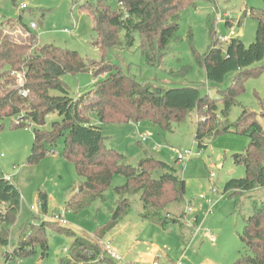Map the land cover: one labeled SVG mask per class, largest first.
<instances>
[{"label": "trees", "instance_id": "trees-1", "mask_svg": "<svg viewBox=\"0 0 264 264\" xmlns=\"http://www.w3.org/2000/svg\"><path fill=\"white\" fill-rule=\"evenodd\" d=\"M196 1L117 0L115 9L105 0H98L94 7L81 5V10L91 18L97 36L94 44L100 51L101 60L96 63L86 62L74 50L38 45L36 35L26 26H23L28 35L25 40L9 34L0 35V120L13 117L12 128L32 129V146L25 163L36 165L46 156L56 154L73 165L76 175L83 181L78 196L66 205L73 212H79L94 198L101 197L115 175L125 177V184L114 189L118 199L115 210L108 222L94 231L96 240L116 226L130 207V196L139 193L144 209L141 218L165 230V226L176 224L178 220L174 216H162V212L172 204L181 203L185 195L184 180L172 166L147 154L132 166L124 155L107 148L102 135L103 124L147 120L171 132V121L179 123L185 114L194 112L197 117L194 141L198 151L226 133L243 136L248 141L242 152L231 155L233 163L244 170V177L227 181L223 194L234 200L235 207L244 193L259 191L264 199V99L257 97L258 113L240 106L236 121L228 120L232 107L240 105L238 98L244 92L245 82L264 75V65H253L264 54V19H259L257 43L252 46L257 56L249 60L240 45L230 42L225 51L217 47V34L210 25L211 44L207 52L203 55L193 53L198 67L204 71L206 82L222 85L233 65L237 69L231 83L219 90L216 97L202 94L193 86L163 88L140 83L135 77L124 74L118 66L107 63V53L118 48L130 50L137 39L141 53L153 65L176 35L178 13ZM261 2L264 5V0ZM86 72L95 79L103 78L95 82L91 91L71 98L62 77ZM12 74L22 77V87L16 84ZM22 90L28 92L26 97L20 95ZM51 91L59 92L60 96H51ZM51 113L57 114L60 120L53 122L46 131L45 118ZM92 117L97 119V124L92 122ZM58 140L63 141V146L56 152ZM38 198L42 211L46 212V193L39 192ZM19 205V191L10 181L0 177V256L4 264H14L35 255L34 246L40 247L42 257L46 256L45 229L51 226L65 231L64 226L58 224L59 227L51 221L32 228L28 235L25 230L30 225H27L17 235V246L3 252L13 239L10 227ZM250 205L252 213L244 220L239 240L251 253L241 254L234 264H264V201L251 200ZM182 217L183 213L177 218L184 223ZM195 220L198 223L197 217ZM73 238L69 251L71 263L101 264L107 261L115 264L109 258H100L95 244L84 238Z\"/></svg>", "mask_w": 264, "mask_h": 264}, {"label": "rangeland", "instance_id": "rangeland-1", "mask_svg": "<svg viewBox=\"0 0 264 264\" xmlns=\"http://www.w3.org/2000/svg\"><path fill=\"white\" fill-rule=\"evenodd\" d=\"M97 1L0 0V35L9 34L25 40L28 35L23 26H26L36 35L40 46L50 44L74 50L88 63L99 62L101 54L94 44L97 36L91 18L80 8L84 4L94 7ZM105 1L112 9L117 7V0ZM260 18L264 19L261 0H197L178 13L175 20L178 25L176 35L153 65L141 53L137 39L130 50L118 48L107 53V63L118 66L124 74L135 77L140 83L163 88L193 86L202 94L216 97L219 90L231 83L235 73L229 70L222 85L209 84L193 53L203 55L207 52L211 44L209 27L212 24L220 36H228L233 28L235 36L230 42L241 46L244 55H248L247 60L254 58L257 52L252 46L257 43ZM32 24L37 28L31 29ZM65 29L70 32L64 33ZM217 47L226 50L222 43L218 42ZM253 65H264V54ZM102 78L95 79L86 72L75 76L65 75L62 80L68 87L69 96L77 98L91 91L95 82ZM50 95L57 97L60 93L51 91ZM257 97L264 99V75L245 82L244 92L238 98L240 105L232 107L228 120L236 121L241 112L240 106L258 113ZM59 120L57 114H48L44 129L49 131L51 124ZM196 121L194 112L187 113L183 121H171V132L147 120L102 125L107 148L124 155L132 166H136L145 154L172 166L184 180L185 195L181 203L172 204L162 212V216H174L178 220L176 224L165 226V230L141 218L144 209L139 193L130 196V207L116 226L96 240L94 231L102 228L115 210L118 199L114 189L125 184V177L115 175L101 197L94 198L86 208L79 212L68 210L67 202L77 197L83 186L73 165L61 155L53 154L36 165H27L25 160L32 146V129L12 128L13 117L0 120V177L9 176L11 184L20 193L19 210L10 227L13 239L3 252L17 246V235L23 232L25 226L30 225L25 230L29 235L32 228H37L42 222L52 223L54 215L64 213L66 225L62 228L65 231L51 226L45 229L46 256L42 257L40 247L34 246L35 255L22 258L14 264H73L69 253L73 237L84 238L95 244L100 251V258L104 256L102 244L110 242L120 257L119 261H112L115 264H150V258L159 264H174L178 261L181 264H234L241 254L250 255L251 251L240 242L239 234L245 218L252 213L250 201H264L262 192L242 194L238 207L234 206L233 199L223 194L227 181L244 177V170L233 163L231 155L242 152L248 141L243 136L226 133L210 141L207 148L198 151L194 141ZM92 122L98 123L95 117H92ZM62 146L63 141L58 140L56 152ZM189 150L194 154L199 152V155L189 162L177 160ZM211 174L213 178H209ZM211 189L216 193L212 194ZM39 192L47 195L46 212L40 207ZM200 195L216 201L211 215H204L207 205L198 199ZM188 202L194 208V216H198L197 226L201 227H196L198 233H194V229L184 221V215L181 218L184 223L177 218L184 212ZM66 231L71 234L67 235ZM210 235L215 239L213 243ZM84 251L89 253L88 250ZM0 264H4L1 256ZM101 264L108 263L105 261Z\"/></svg>", "mask_w": 264, "mask_h": 264}, {"label": "built area", "instance_id": "built-area-1", "mask_svg": "<svg viewBox=\"0 0 264 264\" xmlns=\"http://www.w3.org/2000/svg\"><path fill=\"white\" fill-rule=\"evenodd\" d=\"M36 28L37 27L34 24L31 25V29H36ZM63 32L64 33H69L70 31L68 29H65V30H63ZM233 36H235V34H234V29L232 28V31L230 32V34L228 36L217 35L216 36V41L219 42V43H222L225 46V49H226L230 45V39ZM12 75H14V74H12ZM14 76L16 78V84L19 87H22L23 86L22 77L19 74H16ZM27 94H28V92L26 90H22L20 92V95L23 96V97H26ZM142 139H143V141H145V137H143ZM198 155H199V152L197 154H194L191 150H189V151L185 152L184 154L180 155L177 160H179L181 162H189L191 160V158H194V157H196ZM213 177H214L213 174H211L210 178H213ZM4 179L6 181H10V177L9 176H5ZM211 193L215 194L216 192H215L214 189H211ZM199 199L204 200L206 205H207V208L204 211V215L205 216L211 215L213 213V208H214V204H215L216 201H213L212 198L211 199H209V198L206 199L205 196H202V195L199 196ZM32 210H33V208H32ZM183 215H184V221L186 223H188L189 226L192 227V229H194V233L196 231L198 233V231H199L198 228L201 229V227L197 226V223H196V220H195V217H194L193 208L190 205H187V207L185 208V210L183 212ZM52 221L57 223V224H59L60 226L66 225V221L64 219V213H61L59 215H54L52 217ZM196 227H198V228H196ZM194 233H193V235L195 236ZM214 240H215L214 237L212 235H210V241L213 243ZM102 253L104 254V256H106L107 258H109L110 260H112L114 262L120 260V257L117 255V253H115V251L111 247V243L108 242V241L102 244ZM150 264H159V263L155 259H153ZM174 264H181V262L178 261L177 263H174Z\"/></svg>", "mask_w": 264, "mask_h": 264}, {"label": "crops", "instance_id": "crops-1", "mask_svg": "<svg viewBox=\"0 0 264 264\" xmlns=\"http://www.w3.org/2000/svg\"><path fill=\"white\" fill-rule=\"evenodd\" d=\"M235 66L233 65V67L230 69V71H233L234 73L236 72L235 70ZM54 155H56V154H54ZM205 203V202H204ZM193 208V207H192ZM194 209V208H193ZM206 209V208H205ZM204 209V210H205ZM204 212V211H203ZM199 215V214H198ZM195 218L197 217V221H198V216L196 215V216H194ZM153 259L152 258H150L149 260H148V262H151Z\"/></svg>", "mask_w": 264, "mask_h": 264}, {"label": "water", "instance_id": "water-1", "mask_svg": "<svg viewBox=\"0 0 264 264\" xmlns=\"http://www.w3.org/2000/svg\"><path fill=\"white\" fill-rule=\"evenodd\" d=\"M239 34H241V33L239 32Z\"/></svg>", "mask_w": 264, "mask_h": 264}]
</instances>
